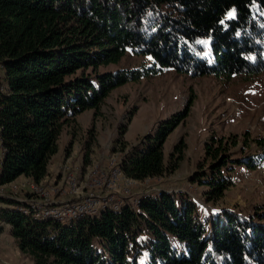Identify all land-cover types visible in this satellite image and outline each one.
<instances>
[{
  "label": "trees",
  "instance_id": "obj_1",
  "mask_svg": "<svg viewBox=\"0 0 264 264\" xmlns=\"http://www.w3.org/2000/svg\"><path fill=\"white\" fill-rule=\"evenodd\" d=\"M127 51L143 64L98 72ZM0 69V185L21 177L39 184L63 131L118 87L165 69L227 80L264 72V0H0ZM179 122L144 135L123 157V174L142 182L176 169L165 164L163 146ZM253 143L264 148V139ZM245 144L235 136L206 144L212 163L195 180L209 201L223 197L230 166L264 164V152L231 160ZM182 149L174 146L178 160ZM0 222L32 264H264V211L201 219L171 193L71 225L8 208Z\"/></svg>",
  "mask_w": 264,
  "mask_h": 264
},
{
  "label": "rangeland",
  "instance_id": "obj_2",
  "mask_svg": "<svg viewBox=\"0 0 264 264\" xmlns=\"http://www.w3.org/2000/svg\"><path fill=\"white\" fill-rule=\"evenodd\" d=\"M143 62L144 59L127 51L118 65L100 67L98 72L134 69ZM3 76L0 69V81ZM177 119H180L178 126L163 146L165 164L175 163L176 169L167 170L162 177L129 185L128 192L121 181H117L113 189L97 191L113 200L121 198L132 203L160 193L182 195L195 205L201 219L221 210L244 217L256 210L264 211V164L255 170L243 165L230 166L227 173L230 185L217 201H209L208 188L195 180L198 174L207 173L212 163V159L205 158V146L213 138L230 140L235 136L240 145L246 143L245 150L233 154L231 160L264 152V148L253 143L255 139H264V72L227 80L212 76L190 77L165 69L150 78L114 89L97 111H85L76 118L74 127L63 131L42 190H49L55 198L59 194L52 190L53 186L61 184V201L67 200L65 166L70 167L82 185L92 184L94 180L107 182L125 154L144 135ZM175 145L183 146L180 160L176 159L179 152L174 151ZM15 182L3 191L18 198L33 191L24 178ZM1 203L2 200L1 208L8 207ZM9 231L10 228L0 222V264H32L31 259L18 250Z\"/></svg>",
  "mask_w": 264,
  "mask_h": 264
},
{
  "label": "built area",
  "instance_id": "obj_3",
  "mask_svg": "<svg viewBox=\"0 0 264 264\" xmlns=\"http://www.w3.org/2000/svg\"><path fill=\"white\" fill-rule=\"evenodd\" d=\"M120 165L121 163L114 169L111 178L107 182H97L94 180L89 185H82L76 179V176L71 173L70 167L65 166L64 172L68 189L64 191L67 197V200L64 201H61V184L53 186L52 190L59 194L55 198L53 195H50L49 190H42L41 185L44 180L39 184H34L30 179L24 178L32 186L33 191H28L22 198L3 191V189L12 186L16 182L0 185V189L3 191H0V199L4 201L10 200L15 203L14 205L1 203L8 205V207L1 208L0 206V213L1 209L8 208L31 217L38 222L51 221L62 225H71L82 218L93 217L107 210L118 212L124 205L125 199L119 198L118 200H113L111 196H103L98 191L102 188L113 189L115 188L114 184H118L117 181H121L125 187V192H128L129 185L140 182L127 178L123 174ZM13 188H16L15 185ZM140 200H134L133 204L135 207H138Z\"/></svg>",
  "mask_w": 264,
  "mask_h": 264
},
{
  "label": "snow or ice",
  "instance_id": "obj_4",
  "mask_svg": "<svg viewBox=\"0 0 264 264\" xmlns=\"http://www.w3.org/2000/svg\"><path fill=\"white\" fill-rule=\"evenodd\" d=\"M235 16V10H233L232 12H230L229 14H228V17L229 18H233Z\"/></svg>",
  "mask_w": 264,
  "mask_h": 264
},
{
  "label": "crops",
  "instance_id": "obj_5",
  "mask_svg": "<svg viewBox=\"0 0 264 264\" xmlns=\"http://www.w3.org/2000/svg\"><path fill=\"white\" fill-rule=\"evenodd\" d=\"M21 178H24V177H21ZM20 179V178H19Z\"/></svg>",
  "mask_w": 264,
  "mask_h": 264
}]
</instances>
